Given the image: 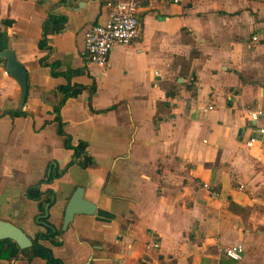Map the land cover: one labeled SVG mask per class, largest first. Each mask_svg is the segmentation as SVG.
Listing matches in <instances>:
<instances>
[{"label": "crops", "instance_id": "1", "mask_svg": "<svg viewBox=\"0 0 264 264\" xmlns=\"http://www.w3.org/2000/svg\"><path fill=\"white\" fill-rule=\"evenodd\" d=\"M137 1L138 39L114 45L99 67L82 36L105 21V0H0V50L26 72L19 110L0 61V219L29 238L45 231L24 189L63 169L39 185L46 221L60 230L76 187L95 207L73 215L59 244L39 242L64 264H264V144L244 145L264 125V0ZM48 13L65 22L42 49ZM67 76L83 89L58 117L71 145L85 143V167L56 133L54 89ZM237 242L233 260L222 250ZM0 264L45 261L19 254Z\"/></svg>", "mask_w": 264, "mask_h": 264}, {"label": "trees", "instance_id": "2", "mask_svg": "<svg viewBox=\"0 0 264 264\" xmlns=\"http://www.w3.org/2000/svg\"><path fill=\"white\" fill-rule=\"evenodd\" d=\"M65 22L64 16L55 15L52 13H48L45 20L42 23L41 31H42V37L38 40L37 46L39 48H49L46 44V38L45 35L48 33H57L63 28V24ZM58 63L52 62L49 63V73L51 76H58L61 73L56 70ZM74 73L76 71H73ZM83 89V86L80 84L70 83L69 82V76L66 77V82L61 85H57L54 89L56 93L60 95L59 102L57 105L53 108V112L55 114V121H56V133L61 136L62 138V145L64 148L71 149L72 155L75 158V160L78 161L79 166L85 167L86 165L90 164L92 162V159L90 156L86 153L84 150L85 143L79 141L76 145H71L70 143V136L68 133H66L62 129V122L59 120L58 117V108L59 106L67 99L71 97L77 96L81 90ZM93 86H90L89 88V96H88V106L90 108V102L89 98L90 95L93 93ZM113 106L109 107L112 108ZM105 111V109L101 110ZM8 114L10 115H21L24 114L23 111H8ZM72 162L69 161V163ZM63 169L59 171H53L49 173L45 180L39 181L33 185H29L24 189V195L28 199L34 200L37 202L38 211L42 214L43 207L46 202L49 201V199H46L44 201L40 200V194L41 191L39 190L40 183H45L52 179L55 176H58ZM44 223L47 225H50L52 227L49 228L48 226H45V231L43 232H37L34 234V236L31 238V246L28 248H19L12 240L10 239H0V259H7V258H15L19 254L26 260H29L32 257H40L44 259L45 264H64L60 259L54 257L50 250L43 246L41 243H39L41 240H48L52 244H59L60 241L58 239V236L60 234V230L55 229L51 224H49L46 221V218H43Z\"/></svg>", "mask_w": 264, "mask_h": 264}, {"label": "built area", "instance_id": "3", "mask_svg": "<svg viewBox=\"0 0 264 264\" xmlns=\"http://www.w3.org/2000/svg\"><path fill=\"white\" fill-rule=\"evenodd\" d=\"M104 5L107 9L105 21L87 26L82 36L86 60L99 67L107 65L108 53L114 45H129L139 37L137 0H105ZM251 40H258V36L252 35ZM262 115V109L256 108L248 112V119L255 123ZM255 142L264 144V125H257L254 134L245 139L244 145L250 147ZM202 187L206 188L207 185L202 184ZM222 252L233 260H239L243 246L237 242L224 247Z\"/></svg>", "mask_w": 264, "mask_h": 264}, {"label": "water", "instance_id": "4", "mask_svg": "<svg viewBox=\"0 0 264 264\" xmlns=\"http://www.w3.org/2000/svg\"><path fill=\"white\" fill-rule=\"evenodd\" d=\"M0 61L3 62L4 70L18 84L19 95L17 108L20 110L26 95V72L23 66L17 61L14 52L11 49L0 50ZM48 203L44 204L43 213L36 218L44 226L50 225L41 222L39 218H45L47 215ZM94 204L82 198L81 187H76L71 196L67 200L61 217L60 230H65L74 214L92 215L94 213ZM0 239H10L19 248H28L31 246V238H29L19 227L13 223L0 219ZM86 264V263H84Z\"/></svg>", "mask_w": 264, "mask_h": 264}]
</instances>
